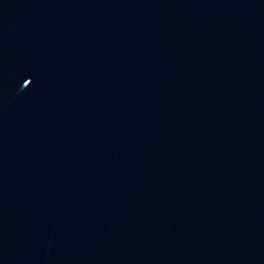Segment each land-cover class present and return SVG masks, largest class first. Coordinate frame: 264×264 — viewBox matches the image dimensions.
I'll list each match as a JSON object with an SVG mask.
<instances>
[{
	"label": "water",
	"instance_id": "obj_1",
	"mask_svg": "<svg viewBox=\"0 0 264 264\" xmlns=\"http://www.w3.org/2000/svg\"><path fill=\"white\" fill-rule=\"evenodd\" d=\"M0 264H264V0H0Z\"/></svg>",
	"mask_w": 264,
	"mask_h": 264
}]
</instances>
